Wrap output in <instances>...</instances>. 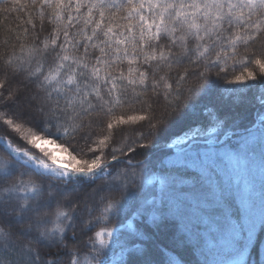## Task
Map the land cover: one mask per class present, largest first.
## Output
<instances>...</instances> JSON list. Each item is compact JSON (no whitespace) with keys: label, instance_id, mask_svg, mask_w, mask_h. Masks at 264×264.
Wrapping results in <instances>:
<instances>
[{"label":"snow or ice","instance_id":"snow-or-ice-1","mask_svg":"<svg viewBox=\"0 0 264 264\" xmlns=\"http://www.w3.org/2000/svg\"><path fill=\"white\" fill-rule=\"evenodd\" d=\"M13 12L25 17L0 54V264H252L264 0H0Z\"/></svg>","mask_w":264,"mask_h":264},{"label":"trees","instance_id":"trees-1","mask_svg":"<svg viewBox=\"0 0 264 264\" xmlns=\"http://www.w3.org/2000/svg\"><path fill=\"white\" fill-rule=\"evenodd\" d=\"M24 17H25V14L23 12H13L11 14H0V54H2L4 51V45H3L2 41L4 39L8 38L9 33H11V36L14 39L15 35L18 34L17 27L19 25L23 24ZM259 52H260L259 45H256L255 47H250L247 53L245 52L244 48L241 47L240 56H238L237 58L239 59L241 56H244V55H252L253 53H256L258 55ZM242 70H243L242 68L237 67L236 73H239ZM215 71L216 70L213 69V74L215 73ZM236 73H230V75H233ZM207 103H209L207 98L197 100L195 102V108H194V111L196 113L195 117H193L192 110H189L188 116L192 119H195V120L203 119L202 112H203L205 104H207ZM161 104H163V100H161ZM251 118L252 117L249 114L248 119H251ZM188 122H191V120H189ZM188 122L173 123L169 129V133H168L169 139H167V140L161 139L159 141V143L161 145H163L165 143H169L171 141V138H174L175 134L182 133V131L185 130ZM143 130L146 131V125H145V128ZM128 131H130V130H128ZM228 131L230 134L231 130H228ZM97 132H99V129H97ZM0 134H3V133L0 132ZM116 139L117 140L120 139V134H117ZM155 152H156V149L153 148L151 153H145V155H149L150 158H154L153 154ZM97 183H101V182L98 181ZM69 235H71V232H69ZM70 243H78V241H70ZM250 260L252 261V264H258V261L260 262V264H264V250H262L259 254L254 252L250 257Z\"/></svg>","mask_w":264,"mask_h":264},{"label":"rangeland","instance_id":"rangeland-1","mask_svg":"<svg viewBox=\"0 0 264 264\" xmlns=\"http://www.w3.org/2000/svg\"><path fill=\"white\" fill-rule=\"evenodd\" d=\"M170 142H171V141H170ZM170 142H169V143H170ZM53 147H54V146H53ZM57 154H58V155H63L62 153H57Z\"/></svg>","mask_w":264,"mask_h":264}]
</instances>
